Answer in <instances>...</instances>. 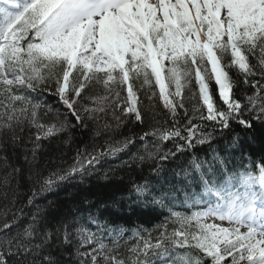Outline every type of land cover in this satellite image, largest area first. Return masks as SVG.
Returning <instances> with one entry per match:
<instances>
[{
  "label": "snow or ice",
  "instance_id": "snow-or-ice-1",
  "mask_svg": "<svg viewBox=\"0 0 264 264\" xmlns=\"http://www.w3.org/2000/svg\"><path fill=\"white\" fill-rule=\"evenodd\" d=\"M255 130L264 0H0V264H264ZM117 169L110 209L41 202Z\"/></svg>",
  "mask_w": 264,
  "mask_h": 264
},
{
  "label": "trees",
  "instance_id": "trees-1",
  "mask_svg": "<svg viewBox=\"0 0 264 264\" xmlns=\"http://www.w3.org/2000/svg\"><path fill=\"white\" fill-rule=\"evenodd\" d=\"M51 102V101H50ZM243 136V134H241ZM255 136L256 139L252 142L251 148L248 154L252 155L255 153L256 157H259L262 147H264V135L261 134L259 130H255L253 133L249 134V137ZM116 139H122V137L117 136ZM135 151V149H133ZM122 159H126V156H121ZM119 163V159H114L111 161V165L114 166ZM109 165H105V168ZM170 167H175L171 165ZM139 170L136 172L129 173L126 169H117L115 176L112 177L111 182L104 180L102 178L103 172L100 174H93L92 176L85 177L84 181L81 182L79 178L72 181L71 183L65 182L62 186L57 187L54 191L45 194V197L41 200L42 203H46L48 200L56 201L63 207H67L71 202H80L81 196L87 194L89 200L93 204L103 205V209H110L111 200L113 197H118L121 195V190L125 185L128 184L130 179H135L139 175ZM147 170L145 169V173ZM111 175V174H110ZM120 181H123L121 183ZM182 195V193H179ZM81 208L87 210V204H81ZM93 212L96 211L95 208L92 209ZM159 211V210H157ZM86 214V213H85ZM122 219L117 222L123 224L126 227H135L137 224H143L145 227H152L154 224L159 223V219L154 217L148 209H137L135 213L124 211L119 213ZM105 218L112 219L115 217L109 216L106 213ZM131 220V224H127L126 221Z\"/></svg>",
  "mask_w": 264,
  "mask_h": 264
}]
</instances>
